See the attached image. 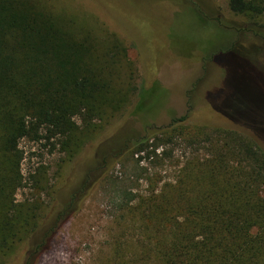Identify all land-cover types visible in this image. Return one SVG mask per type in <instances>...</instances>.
I'll return each instance as SVG.
<instances>
[{"label": "rangeland", "instance_id": "rangeland-1", "mask_svg": "<svg viewBox=\"0 0 264 264\" xmlns=\"http://www.w3.org/2000/svg\"><path fill=\"white\" fill-rule=\"evenodd\" d=\"M32 1L58 19L63 32L89 30L99 42L94 64L110 61L119 89L128 81L131 64L137 90L83 139L70 160L50 144L20 141L24 178H38L39 188L27 181L17 201H40L44 225L59 204L78 195L72 213L30 264H107L120 248L121 259L143 264L134 252L153 251L160 232L155 218L142 220L143 198L164 193L174 199L175 185L189 164L192 179L183 189L194 198L202 184L196 180L203 177L198 164L210 157L209 142L203 140L208 131L188 123L177 126L171 142L163 138L149 159L133 154L132 144L184 116L191 105L217 120L259 130L264 122V46L257 47L253 34L264 30V14L250 21L230 12L227 0ZM129 193L135 195L131 206L121 205ZM154 201L161 206V198ZM146 237L152 238L147 244ZM38 239L18 244L5 264H23Z\"/></svg>", "mask_w": 264, "mask_h": 264}, {"label": "trees", "instance_id": "trees-1", "mask_svg": "<svg viewBox=\"0 0 264 264\" xmlns=\"http://www.w3.org/2000/svg\"><path fill=\"white\" fill-rule=\"evenodd\" d=\"M227 5L250 21L264 14V0H227ZM253 35L257 47L264 46V30ZM98 46L89 30L63 32L58 19L32 0H0V264L18 244L39 237L28 247L23 264H30L72 213L78 197L76 193L59 204L44 225L40 201H17L27 181L39 188L38 178H24L20 141L50 144L70 160L83 139L137 90L131 64L123 89L115 84L110 61L94 64ZM198 109L189 106L184 116L132 144L133 154L149 159L163 138L171 142L177 126L188 123L207 129L203 140L209 142L210 153L198 164L203 177L196 180L202 184L193 199L183 189L192 179L190 164L175 185L174 199L164 193L143 198L142 220L155 218L160 232L153 251L145 247L135 257L143 264H264V122L259 130L241 128ZM129 195L121 205L131 206L135 195ZM154 197L161 198V206ZM145 230L149 232L146 225ZM146 239V244L152 240ZM120 252L115 250L107 264H129Z\"/></svg>", "mask_w": 264, "mask_h": 264}]
</instances>
